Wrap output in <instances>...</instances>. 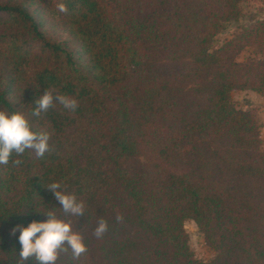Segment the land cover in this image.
<instances>
[{
  "label": "trees",
  "instance_id": "trees-1",
  "mask_svg": "<svg viewBox=\"0 0 264 264\" xmlns=\"http://www.w3.org/2000/svg\"><path fill=\"white\" fill-rule=\"evenodd\" d=\"M242 1L0 0V110L50 134L43 156L0 165V264H33L11 230L48 212L86 246L79 257L62 246L55 264H264L259 124L232 99L264 95V53L237 60L249 45L263 52L264 21L212 49ZM44 91L75 109L33 116ZM53 182L82 216L60 208ZM188 219L217 251L210 262L194 260Z\"/></svg>",
  "mask_w": 264,
  "mask_h": 264
},
{
  "label": "clouds",
  "instance_id": "clouds-1",
  "mask_svg": "<svg viewBox=\"0 0 264 264\" xmlns=\"http://www.w3.org/2000/svg\"><path fill=\"white\" fill-rule=\"evenodd\" d=\"M61 12L66 11L64 3H59ZM60 103L67 109H75L77 101L65 95H54L51 91H44L35 101L32 115L39 117L54 103ZM50 134L47 131H33L27 117L22 112L9 113L0 110V165L19 166L20 159H12V154H23L32 149L38 156H43L49 149ZM65 213L82 216L84 205L74 195L61 190L59 182L47 186ZM40 214V213H39ZM43 219H32L27 224L17 223L12 228L19 245L18 254L22 261H33V264H55L58 250L66 245L71 249L74 257H79L86 251L82 236L72 230V224L56 218L53 212L40 214ZM107 230L104 220L95 229L97 236ZM18 233V235H17Z\"/></svg>",
  "mask_w": 264,
  "mask_h": 264
},
{
  "label": "rangeland",
  "instance_id": "rangeland-1",
  "mask_svg": "<svg viewBox=\"0 0 264 264\" xmlns=\"http://www.w3.org/2000/svg\"><path fill=\"white\" fill-rule=\"evenodd\" d=\"M242 15L237 21L227 23L224 29L215 37L212 49L220 48L224 42L232 39L243 27H248L258 21H264V0H243L241 3ZM260 48L246 46L237 56L239 62H247L250 59H262ZM232 99L237 108L252 111L258 120L260 140L264 151V95L249 89H235L232 91ZM141 161L147 163L146 156H141ZM184 229L188 234L189 247L194 260L199 262H210L217 255V251L211 248L204 237L198 224L188 219L184 222Z\"/></svg>",
  "mask_w": 264,
  "mask_h": 264
}]
</instances>
